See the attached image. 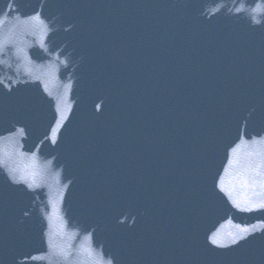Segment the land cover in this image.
<instances>
[{"label": "snow or ice", "instance_id": "6c2138e0", "mask_svg": "<svg viewBox=\"0 0 264 264\" xmlns=\"http://www.w3.org/2000/svg\"><path fill=\"white\" fill-rule=\"evenodd\" d=\"M260 10H261L260 9V5H258L257 8L254 9V11H260ZM33 19L39 21V17L38 16L34 17ZM255 22L259 23V21H255ZM53 135H55V133H53ZM242 143H243V141H242ZM235 151L236 150L233 149V155H235ZM230 164H231V161H230ZM257 175H259V173ZM21 179H23V177ZM249 205L250 206L245 207V208H240L239 204H236L235 206L237 208H240V210H243V211L264 210V199H258V200L254 201V202L250 201ZM252 231H254V229ZM247 234H250V229L246 228V227L245 228H241L237 235L231 237V241L230 242L231 243H236L239 239L245 238V236ZM211 242H212V244L216 245L217 247H227L228 246L227 244H225L223 242L222 239L218 238V236H216V235L211 237ZM108 264H112L111 260L108 261Z\"/></svg>", "mask_w": 264, "mask_h": 264}, {"label": "water", "instance_id": "95a60500", "mask_svg": "<svg viewBox=\"0 0 264 264\" xmlns=\"http://www.w3.org/2000/svg\"><path fill=\"white\" fill-rule=\"evenodd\" d=\"M263 264H264V262H263Z\"/></svg>", "mask_w": 264, "mask_h": 264}]
</instances>
